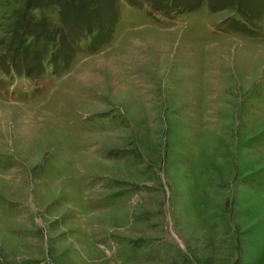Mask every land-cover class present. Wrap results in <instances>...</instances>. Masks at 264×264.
<instances>
[{
  "label": "rangeland",
  "instance_id": "374dc122",
  "mask_svg": "<svg viewBox=\"0 0 264 264\" xmlns=\"http://www.w3.org/2000/svg\"><path fill=\"white\" fill-rule=\"evenodd\" d=\"M0 264H264V0H0Z\"/></svg>",
  "mask_w": 264,
  "mask_h": 264
}]
</instances>
